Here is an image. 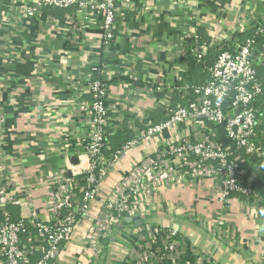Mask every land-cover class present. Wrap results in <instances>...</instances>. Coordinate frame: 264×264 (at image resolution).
<instances>
[{
	"label": "crops",
	"instance_id": "0c3cea01",
	"mask_svg": "<svg viewBox=\"0 0 264 264\" xmlns=\"http://www.w3.org/2000/svg\"><path fill=\"white\" fill-rule=\"evenodd\" d=\"M39 1L0 0V179L6 177L0 220L6 210L15 221L35 215L49 222L52 200L81 185L77 147L86 114L75 93L76 79L107 61V79L113 81L109 114L126 118L133 140L107 164L96 198L53 264H129L142 229L151 226L176 229L187 240L194 264H264V171L248 162L221 126L203 118L147 134L149 125L162 122L158 111L177 105L171 89L182 72L175 57L186 34L198 33L215 49L236 34L248 39L255 27L264 26V0H117L116 36L109 51L102 43L101 16L72 7L28 17L25 10ZM73 13L83 27L80 51L66 39ZM259 50L263 94L256 106L264 146V39ZM155 87L164 93L157 95ZM85 100L91 101L89 96ZM185 139L228 152L261 201L235 195L224 206L212 176L182 169L179 160L168 157L166 164L181 172V180L149 189L146 169L167 145ZM134 188L139 190L136 210L108 227V204ZM134 217L140 220L129 221Z\"/></svg>",
	"mask_w": 264,
	"mask_h": 264
},
{
	"label": "built area",
	"instance_id": "2783aa9c",
	"mask_svg": "<svg viewBox=\"0 0 264 264\" xmlns=\"http://www.w3.org/2000/svg\"><path fill=\"white\" fill-rule=\"evenodd\" d=\"M72 7H78L79 12L84 11L86 15L90 12L102 17L103 47L105 51L111 50L117 28V0H40L36 6L28 7L25 13L33 18L47 8L67 10ZM74 16L73 13L68 17L71 24L66 32V39L72 43L75 50L80 51L83 27ZM255 30L254 35L244 41L234 37L220 44L216 60L209 69V79L204 84L192 86L181 78L179 84L171 89V93L177 91L181 94L185 99L184 105H177L172 109L166 104L165 120L156 125H149L147 134H158L186 119L203 118L221 126L239 150L249 158H257L253 165L258 169L263 168L264 146L259 136L260 117L256 103L263 94V85L258 75L261 53L257 37H264V26L255 27ZM186 37L183 49L175 57V61L179 62L180 72L189 67V57L197 65L205 64L211 48L210 43L196 32L186 34ZM108 67L107 61H104L88 76L76 79L75 93L86 114L85 123L82 124L83 139L77 147V157L82 170L79 176L84 177V184L78 185L77 190L70 191L67 195L59 194L57 199L52 200L49 205V222H42L35 215L28 219L12 221L9 212H1L0 264H53L59 258L61 247L71 236L79 217L96 198L97 188L107 164H112L122 153H103L112 121L109 108L105 105L109 88L104 81L106 78L95 77L102 76L103 69ZM86 96L90 97V102L85 100ZM166 157L179 160L182 169L190 167L203 176H212L219 201L224 206L229 198L235 195L248 201H261L239 175L230 161L228 152L214 144L193 142L189 139L177 145L169 144L157 154L145 172L149 189L165 180H181V172L167 165ZM2 177L1 190L6 187V177ZM138 193L139 190L134 188L108 204V215L105 216L108 227L117 226L124 214L136 210ZM262 222L260 232H264V219ZM140 237L143 239L141 238L137 247L133 248L129 264L183 263L188 251V242L176 229L146 227L142 229Z\"/></svg>",
	"mask_w": 264,
	"mask_h": 264
},
{
	"label": "trees",
	"instance_id": "16d2710c",
	"mask_svg": "<svg viewBox=\"0 0 264 264\" xmlns=\"http://www.w3.org/2000/svg\"><path fill=\"white\" fill-rule=\"evenodd\" d=\"M45 10L55 11L56 9L47 8ZM236 36H238L237 38L240 41L246 40V39H241V37H239L238 34H236ZM263 39H264V37H257L258 49H259L260 41ZM217 54H218L217 49H215L213 47L210 48L208 57L205 59L206 63L202 64V65H197L196 62H194L193 59L189 57V60H190L189 67L186 68L185 71H183L181 73L183 80L187 81L192 86H199V85L204 84L209 79V69L213 65V63L215 62ZM183 60H184V58L180 62H182ZM106 70L103 69L104 73L102 76H96V77L94 76V77L97 79H98V77L100 79L106 78V80H104V81H105L106 85L109 86V83H112L113 81L112 82L108 81V79H107L108 74H107ZM155 90L158 92V93H156L157 95L164 93L162 91V89H160V88L156 89V87H155ZM172 94H173V97L175 99H177V105H184L185 99L182 98L181 94H179L177 91H175V93H172ZM105 105H106V107L108 106V100L107 99L105 100ZM176 106L172 107V109L176 108ZM256 108H257V106H256ZM158 109H160V107H158ZM163 110H164V108H163ZM257 110H258V108H257ZM158 112H159V115L162 117L161 121H164L165 120V113L161 112V111H158ZM258 112H259V110H258ZM258 115H259V117L261 116L260 112ZM111 117H112V121H111V126L108 129L107 143L103 149V153L105 155L116 154L119 151H123L124 148L126 146H128L133 140L132 139L133 137H131V135H130V129L128 128V126L126 124L127 123L126 118L123 117V118H117L116 119L113 116H111ZM150 119L152 120L151 117H150ZM154 122L156 123L155 119H154ZM244 155L250 164H254L257 162V158H249L245 153H244ZM260 171L263 172L264 167L262 169H260L259 172ZM83 179H84V177L81 176L80 177L81 184H84ZM12 221H15V220L12 218ZM182 262H183L182 264H186V263L194 264V258L192 257L191 253L187 252L186 255L184 256Z\"/></svg>",
	"mask_w": 264,
	"mask_h": 264
},
{
	"label": "water",
	"instance_id": "95a60500",
	"mask_svg": "<svg viewBox=\"0 0 264 264\" xmlns=\"http://www.w3.org/2000/svg\"><path fill=\"white\" fill-rule=\"evenodd\" d=\"M139 221L140 220V217H134V218H131V219H129V221Z\"/></svg>",
	"mask_w": 264,
	"mask_h": 264
}]
</instances>
